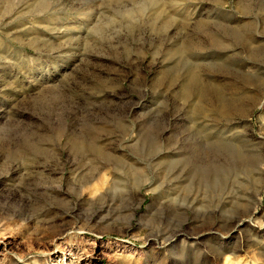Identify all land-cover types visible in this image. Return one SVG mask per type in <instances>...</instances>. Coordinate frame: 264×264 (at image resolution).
<instances>
[{"label":"rangeland","instance_id":"obj_1","mask_svg":"<svg viewBox=\"0 0 264 264\" xmlns=\"http://www.w3.org/2000/svg\"><path fill=\"white\" fill-rule=\"evenodd\" d=\"M0 264H264V0H0Z\"/></svg>","mask_w":264,"mask_h":264},{"label":"bare ground","instance_id":"obj_2","mask_svg":"<svg viewBox=\"0 0 264 264\" xmlns=\"http://www.w3.org/2000/svg\"><path fill=\"white\" fill-rule=\"evenodd\" d=\"M211 147V146H210ZM93 149H91L92 150V152L95 154V155H104V156H106L107 158H108V160L110 159H112L113 158V160H115L114 159V157H112V155H110V154H107V153H103V151H102V149H100L99 147H92ZM79 151V150H78ZM106 158V159H107ZM126 173V172H125Z\"/></svg>","mask_w":264,"mask_h":264}]
</instances>
